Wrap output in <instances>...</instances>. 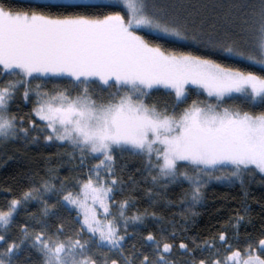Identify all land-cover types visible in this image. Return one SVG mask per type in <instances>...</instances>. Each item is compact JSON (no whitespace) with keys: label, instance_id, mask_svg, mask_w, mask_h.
<instances>
[{"label":"snow or ice","instance_id":"obj_1","mask_svg":"<svg viewBox=\"0 0 264 264\" xmlns=\"http://www.w3.org/2000/svg\"><path fill=\"white\" fill-rule=\"evenodd\" d=\"M41 140L56 161L0 185V264H264V223L241 234L264 190V0H0V166ZM126 158L143 210L116 199ZM213 182L240 186V211L188 235Z\"/></svg>","mask_w":264,"mask_h":264},{"label":"trees","instance_id":"obj_2","mask_svg":"<svg viewBox=\"0 0 264 264\" xmlns=\"http://www.w3.org/2000/svg\"><path fill=\"white\" fill-rule=\"evenodd\" d=\"M15 6L25 8L29 4H35L33 2H26L21 0H10ZM157 40L158 37H155ZM163 43V41H160ZM170 47L172 45H169ZM228 63L235 64L238 67H247L249 70L260 71L259 65H250L247 61L240 60L238 58H229ZM45 90L51 92L53 90V84L48 83L44 85ZM60 87H64L61 83ZM166 97H163V100ZM34 101L30 103L21 102L20 110L23 113H30L33 107ZM58 150H63L61 146L59 149L55 146L47 145L43 140L40 141L38 145H28L27 148L23 147L22 144L16 143L11 144L7 148V154L13 158L8 160L7 163L0 166V185L4 183L12 184L17 187L21 184L26 185L27 180L24 178L25 173L39 172L41 175L49 166V157H52L53 161H56L57 157L55 153ZM3 156L0 155V162H2ZM118 164H126L127 167L123 169L120 173L125 180L126 191L123 193H116V199H124L128 195H133L136 198L137 207L140 210L149 207V198L145 195L143 191L129 192L127 177L130 172L134 173L138 179H140L139 173H135V169L139 166L140 161L138 159L126 158L124 161H119ZM52 166H58L53 163ZM68 166L64 165L59 167L61 175H67ZM86 171V169H85ZM148 185L141 180L140 188L143 189ZM206 192V202L200 206V215L195 218V224L192 226L191 231L188 235L207 237L210 233L215 232L217 229L225 227L229 220L238 212L242 206L243 196L240 190V186L237 184L233 187H226L223 184L219 185H209ZM250 195L247 198V202L250 205V217L252 220L251 224L242 225L241 234L247 231L249 233L258 231L261 224L264 223V213H262L260 207V201L262 196H264V190H262L258 185H251L249 189ZM9 193L0 192V204L5 202V197L9 196ZM180 195V189L174 187L169 190V198L176 200ZM54 202V200H53ZM38 210V205H32L30 211L36 212ZM172 211H177L173 208ZM67 215V213H63ZM166 216L170 215L164 212ZM72 216L75 213L72 212ZM179 219V218H177ZM19 221L24 220V214L22 213L18 217ZM153 231L156 230L154 225H150Z\"/></svg>","mask_w":264,"mask_h":264},{"label":"rangeland","instance_id":"obj_3","mask_svg":"<svg viewBox=\"0 0 264 264\" xmlns=\"http://www.w3.org/2000/svg\"><path fill=\"white\" fill-rule=\"evenodd\" d=\"M21 1H26V2H33V3H43V2H47V0H21ZM82 2L85 3H91V4H100V3H106L107 0H82ZM97 86L93 85V88L95 89ZM159 99L163 100V96H161ZM220 183H216L213 182L210 185H219ZM73 212L75 213V210H73Z\"/></svg>","mask_w":264,"mask_h":264}]
</instances>
